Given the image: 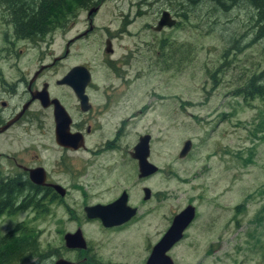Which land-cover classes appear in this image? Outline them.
<instances>
[{
	"label": "rangeland",
	"instance_id": "obj_1",
	"mask_svg": "<svg viewBox=\"0 0 264 264\" xmlns=\"http://www.w3.org/2000/svg\"><path fill=\"white\" fill-rule=\"evenodd\" d=\"M178 2L183 1L104 0L91 20L92 31L68 45L62 71L85 64L94 71L95 82L116 87L119 80L106 63H122L127 81L124 92L115 95L125 100L119 114L127 115L132 108L136 116L115 139L118 149L103 152L98 162L109 168L113 163L119 170L124 162L122 176L107 181L132 186L131 161L123 149L130 150L138 133H149V158L158 172L142 181L156 194L154 203L141 208L156 214V230L152 226L147 234L159 235L170 214L186 203L196 210L193 224L173 248L174 264H264V101L234 93L241 75L264 63V41L251 42L245 35L236 45L239 49L229 47L247 30L248 22L245 27L241 23L248 15L244 8L207 14L208 4H196L191 11L190 5ZM163 9L175 24L154 31L151 26ZM85 18L79 9L57 27V54L68 39L87 29ZM3 34H10V28L0 21V50L5 48ZM109 34L110 55L103 43ZM134 44L139 49L130 59ZM186 139L190 147L179 158ZM43 154L53 156L49 150ZM12 219L16 216H2L0 231L11 227ZM19 219L40 230V250L57 246L61 224L55 218L23 212ZM135 236L137 246L142 238Z\"/></svg>",
	"mask_w": 264,
	"mask_h": 264
},
{
	"label": "flooded vegetation",
	"instance_id": "obj_2",
	"mask_svg": "<svg viewBox=\"0 0 264 264\" xmlns=\"http://www.w3.org/2000/svg\"><path fill=\"white\" fill-rule=\"evenodd\" d=\"M20 1L22 3L0 0V21L10 28V34L2 35L5 48L0 50V219L16 216L11 227L0 231V238L21 234L36 237L35 251L24 261L15 263L53 264L61 260L69 264H146L153 246L179 210L170 214L159 235L152 238L147 234L152 226L156 230V214L154 210L143 211L141 208L144 204L154 203L156 194L142 181L158 172V167L149 158L148 132L138 133L130 150L123 149L131 161V174L135 178L132 186L107 181V178L115 180L122 176L124 162L120 163V170L113 163L109 168L106 163L98 162L97 156H103V152L118 149L115 139L124 131L126 122L136 116L132 108L127 115L119 114L125 109H122L125 100L115 97L124 92L126 70L121 68L122 63L116 65L110 59L106 64L119 82L116 87L104 86L95 82L94 71L89 66L74 64L83 65L88 71V81L83 88L85 100L77 98L69 85L59 82L74 66L62 71L61 60L69 54L68 45L92 31L91 20L104 0H93L92 4L81 8L85 11L87 29L68 39L61 54H57V20L43 35L18 37L12 33L10 12L34 4V0ZM120 17L128 20L123 15ZM111 36L103 39L104 53L109 55L112 53ZM106 41L110 44L109 52L105 51ZM139 44L133 45L128 55L130 59ZM58 116L61 117L59 120ZM61 127L64 130L60 131ZM142 135H148L147 161L156 167L145 174L139 171L137 160L130 155ZM59 136H64L67 142L57 139ZM48 150L53 152L52 158L43 154ZM115 170L119 171L115 173ZM122 197V205L109 211L112 217L121 214L120 222L107 224L100 211H88V207L112 204ZM192 206L194 215L181 238L164 251L171 264H174L171 257L174 246L195 220L196 210ZM125 207L132 208L133 212L129 213ZM23 212L31 213L33 218H55L57 225L61 224V228H56L57 246L40 250L37 242L40 230L19 219ZM143 230L145 235L141 237ZM65 234H75L77 238L71 237L66 245ZM135 235L138 241L142 238L137 246L132 241L137 240Z\"/></svg>",
	"mask_w": 264,
	"mask_h": 264
},
{
	"label": "trees",
	"instance_id": "obj_3",
	"mask_svg": "<svg viewBox=\"0 0 264 264\" xmlns=\"http://www.w3.org/2000/svg\"><path fill=\"white\" fill-rule=\"evenodd\" d=\"M177 4L190 5L191 11L196 4H208L210 9L221 13H228L230 10L244 8L248 12L246 21H241L242 27L247 30L238 35V38L229 42V47H236L240 38L245 35L250 41H264V0H181ZM14 3H22L14 0ZM33 3V2H32ZM93 0H34L30 7L20 10L14 9L10 13L12 33L18 37L43 35L54 26L57 20V27L63 26L72 18L76 12L88 5ZM181 6V5H180ZM216 14V13H215ZM250 27V28H249ZM249 29V32H248ZM160 45L162 44L161 41ZM226 50L223 52L225 55ZM234 93L241 95L244 99L258 98L264 101V63L251 72L243 73L236 86ZM37 248L36 237L30 234L8 235L0 238V264L22 262L29 257Z\"/></svg>",
	"mask_w": 264,
	"mask_h": 264
},
{
	"label": "water",
	"instance_id": "obj_4",
	"mask_svg": "<svg viewBox=\"0 0 264 264\" xmlns=\"http://www.w3.org/2000/svg\"><path fill=\"white\" fill-rule=\"evenodd\" d=\"M174 24H175V19L171 17L168 11L162 10L152 29L154 31H158L162 27H170ZM110 50L111 49H110L109 41H106L105 51L109 52ZM87 81H88L87 69L83 65H74L66 72L62 80L59 82L66 83L67 85H69L77 98H79L80 100H85L86 96L83 93V88L86 85ZM60 118L61 117L58 116L57 120H59ZM5 127L6 125L3 126L1 130ZM61 128L62 129H60V131L64 130L63 127ZM57 139L67 142L64 136H61V138L59 136ZM147 140H148V135L140 136L138 142L133 147V151L130 152V155L137 160L139 171L144 174L145 172L149 173L156 169L154 165L150 164L147 161V155H148ZM189 147H190V141L188 139L184 140L180 150L178 151L177 156L179 158L184 157ZM123 202H124V198L122 197L112 204H108L105 206H93L90 208L88 207V211H97V210L100 211L102 214L101 218L107 224L114 222L116 223L118 221L120 222V220L123 219L120 216L121 214H118L117 216L113 215L112 217L109 211L113 210L114 206L118 204L122 205ZM125 208L129 211V213L133 212L132 208H127V207ZM193 215H194V209L192 205H186L185 207H183L181 210H179L177 213L174 214L171 224L166 229V231L161 236V238L158 240V242L153 246L151 254L147 259L146 264H171V260L168 257L164 256V251L181 238L184 228L192 219ZM71 237H73L74 239L77 238L75 234L64 235V240L66 245H69L68 243ZM53 264H69V263L60 260V261H55Z\"/></svg>",
	"mask_w": 264,
	"mask_h": 264
}]
</instances>
